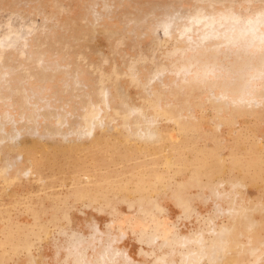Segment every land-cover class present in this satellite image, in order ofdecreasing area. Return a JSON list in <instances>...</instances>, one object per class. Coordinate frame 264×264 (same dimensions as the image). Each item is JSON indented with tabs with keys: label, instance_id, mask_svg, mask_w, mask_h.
<instances>
[{
	"label": "rangeland",
	"instance_id": "rangeland-1",
	"mask_svg": "<svg viewBox=\"0 0 264 264\" xmlns=\"http://www.w3.org/2000/svg\"><path fill=\"white\" fill-rule=\"evenodd\" d=\"M0 264H264V0H0Z\"/></svg>",
	"mask_w": 264,
	"mask_h": 264
},
{
	"label": "bare ground",
	"instance_id": "bare-ground-1",
	"mask_svg": "<svg viewBox=\"0 0 264 264\" xmlns=\"http://www.w3.org/2000/svg\"><path fill=\"white\" fill-rule=\"evenodd\" d=\"M260 19H262L263 18V14H259V16H258ZM261 26V25H260Z\"/></svg>",
	"mask_w": 264,
	"mask_h": 264
}]
</instances>
